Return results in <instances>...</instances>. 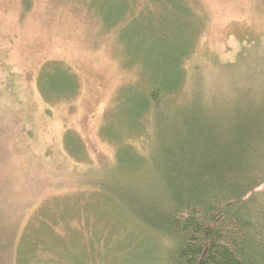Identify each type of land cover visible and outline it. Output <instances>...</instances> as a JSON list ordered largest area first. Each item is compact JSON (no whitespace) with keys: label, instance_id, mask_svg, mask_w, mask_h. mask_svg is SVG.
<instances>
[{"label":"rangeland","instance_id":"obj_1","mask_svg":"<svg viewBox=\"0 0 264 264\" xmlns=\"http://www.w3.org/2000/svg\"><path fill=\"white\" fill-rule=\"evenodd\" d=\"M189 1L199 27L185 87L169 102L189 90L214 107L247 95L264 103V0ZM98 2L0 0V244L9 238L0 264H32L42 235L57 264L164 258L167 240L94 189L114 171V139L148 150L153 122L138 111L151 75L142 52L124 45L125 24L105 23Z\"/></svg>","mask_w":264,"mask_h":264},{"label":"trees","instance_id":"obj_2","mask_svg":"<svg viewBox=\"0 0 264 264\" xmlns=\"http://www.w3.org/2000/svg\"><path fill=\"white\" fill-rule=\"evenodd\" d=\"M100 1L105 23L125 24L122 42L142 52L151 75L138 111L152 114L153 122L148 150L114 139L122 143L114 171L95 182V192L143 232L169 242L161 264H264L262 98L247 95L233 106L214 107L187 90L169 102L185 87L183 63L199 27L195 5L189 0ZM59 225L53 222L48 231L54 236ZM38 240L30 263L46 262L48 249V261L57 264L55 242L46 245L43 235Z\"/></svg>","mask_w":264,"mask_h":264}]
</instances>
